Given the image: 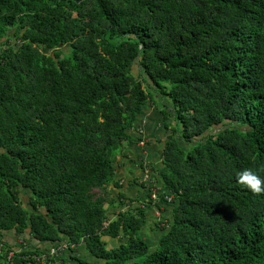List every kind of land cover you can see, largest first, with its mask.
Instances as JSON below:
<instances>
[{
    "label": "trees",
    "instance_id": "obj_1",
    "mask_svg": "<svg viewBox=\"0 0 264 264\" xmlns=\"http://www.w3.org/2000/svg\"><path fill=\"white\" fill-rule=\"evenodd\" d=\"M149 102L158 204L116 180ZM243 169L264 181V0H0V264H89L79 247L91 264H264Z\"/></svg>",
    "mask_w": 264,
    "mask_h": 264
},
{
    "label": "crops",
    "instance_id": "obj_2",
    "mask_svg": "<svg viewBox=\"0 0 264 264\" xmlns=\"http://www.w3.org/2000/svg\"><path fill=\"white\" fill-rule=\"evenodd\" d=\"M153 105V104H152ZM153 109L156 108V111H157V115H160V119L156 120V115H152V117L149 116L147 110H148V105L146 106L145 110L142 112L141 116L139 117L137 123H136V126L134 128V130L132 131L133 134H132V137L133 139H135L136 141L135 142H131L130 144H126L125 145V148L122 152V155L119 157V163H118V166L117 168L119 169L118 172H116V180L119 181V184L124 187V185H129L130 187H136L134 185L131 184V181L133 179H140L141 175H142V172L139 168V163L140 162H143V163H146L149 161V165H152L153 164V161L156 159L157 161V164H153L152 166H155V165H159L160 163V147L158 148V145L155 146L156 149L150 147V151L151 153H148L146 150L147 149H143L142 145H140V141L137 140L139 139V136H138V133H135V129H137L138 131L140 129L144 130V137L147 136L145 134V132H147V129L145 127V125L147 126V124L149 123V121L151 122L152 124V130L154 128L158 129V130H161V127H162V116L158 110L157 107L155 106H151ZM152 114H155V111L152 112ZM149 118L146 120V117ZM148 121V123H147ZM159 127V128H158ZM141 131V130H140ZM156 134L158 135V132H156ZM155 137V135H154ZM164 138V137H162ZM155 141V140H154ZM142 142V141H141ZM164 142V139L161 140V142L159 143V145L161 146V143ZM146 147V146H145ZM144 147V148H145ZM158 151L157 154H155V152ZM149 155L153 156V159H149ZM140 176V177H138ZM114 190V188L110 187V190ZM111 190V191H112ZM122 190V189H121ZM142 192V191H141ZM132 194V192H129ZM127 194L126 195H131V194ZM137 194V193H136ZM135 195V194H134ZM138 197V199L140 200L139 202H141V200L143 201V192L141 194H139V191H138V194L136 195ZM136 196H132L131 197H136ZM153 208L152 207H149V208H146V214L148 213V211L150 213H153ZM162 210V209H161ZM156 212H160V210H154ZM149 213V215H150ZM160 215V213H159ZM148 219L151 220V218L147 215ZM159 219V218H157ZM5 240L7 241L8 244L10 245H20L21 244V239L19 237H16L14 236L13 232H9V233H6V237H5Z\"/></svg>",
    "mask_w": 264,
    "mask_h": 264
},
{
    "label": "rangeland",
    "instance_id": "obj_3",
    "mask_svg": "<svg viewBox=\"0 0 264 264\" xmlns=\"http://www.w3.org/2000/svg\"><path fill=\"white\" fill-rule=\"evenodd\" d=\"M151 106H153L150 102H149V104H148V110H147V112H148V114H149V116L150 117H152V115L154 116V115H156V120H158V119H160V115H157V111H156V108L155 109H153ZM155 111V114H152V112H154ZM149 116H148V118H149ZM146 117V120L148 119L147 118V116H145ZM147 123H148V121H147ZM145 127H146V129H147V132H145V134L147 135V136H145L144 137V130H142V129H140L139 131L137 130V129H135V133H138V136H139V141L142 143V147H143V149H147L146 151L148 152V153H151V149L152 148H154V149H156L155 148V146H157L158 145V148L160 147V145H159V143L161 142V140L163 139L162 137H163V135H164V132L163 131H161V130H158V129H156V128H154L153 130H152V124H151V122L149 121V123L147 124V126L145 125ZM159 128V127H158ZM161 129H162V127H161ZM156 132H158V135L156 134ZM154 135H155V137H154ZM155 140V141H154ZM159 142V143H158ZM146 146V147H145ZM145 147V148H144ZM150 147H152L151 149H150ZM158 153V151H156L155 152V154H157ZM149 159L151 160V159H153V156L151 155H149ZM157 160L155 159L154 161H153V164L156 162ZM149 163V161L148 162H146V163H144V165H146L147 167H148V169L150 170V172H151V169H150V167L153 165H149L148 164ZM155 164H157V162L155 163ZM119 171V169L117 168V172ZM151 174H152V172H151ZM138 177H140V176H138ZM141 178H143V176H141L140 177V179ZM151 179H152V176H151ZM118 181V180H117ZM158 189V188H157ZM112 190V189H111ZM110 190V188H107V189H104V191H102V193H103V195H105L106 197H107V194L109 193V195H110V197H109V195H108V198H106L105 200H106V202H105V207H108V204H109V201H110V199L112 198L111 197V195L113 196V197H115V195L118 193L116 190L114 191V190H112L111 191ZM120 191H122L124 194H128L129 192H132V194L131 193H129V194H131L132 196H136L137 194H138V191H139V194H141L142 192H141V189H140V187L138 186V187H130L129 185H124V187L122 188V190H120ZM96 193H101V191H99V190H96L95 191ZM111 193V194H110ZM137 193V194H136ZM135 194V195H134ZM131 195H126L127 197H129V198H132L133 200H139L138 199V197L136 196V197H131ZM133 206H138V204H137V201H135L134 202V204H133ZM117 207V206H116ZM119 209L117 208L116 210H113V209H111L110 210V213H116L117 211H118ZM163 212H164V210H160V212H156V211H154L153 210V213H150L149 211H148V213H147V215L151 218V221L152 220H157V218H160L161 217V215L163 214ZM149 213H150V215H149ZM159 213H160V215H159ZM161 227V226H160ZM143 233V236L144 237H146V236H148V238L150 239V241L152 242V241H154V239H153V236H156L157 234H153L152 232H149V233H147L145 230L142 232ZM21 244H22V241H21ZM72 254V253H71ZM70 254V255H71ZM73 256H75V257H77L78 259H81V260H83V261H85V262H87V263H89V264H91L94 260L92 259V257L89 255V254H87L85 251H84V249H83V247H79L78 248V250L75 252V253H73L72 254ZM67 259H68V263L69 264H77L76 262H74V261H72L71 259H70V256L69 257H67ZM57 261H56V263L57 264H59L60 263V261H58V259H56Z\"/></svg>",
    "mask_w": 264,
    "mask_h": 264
},
{
    "label": "built area",
    "instance_id": "obj_4",
    "mask_svg": "<svg viewBox=\"0 0 264 264\" xmlns=\"http://www.w3.org/2000/svg\"><path fill=\"white\" fill-rule=\"evenodd\" d=\"M140 145H142V143L140 142ZM145 169L143 172V178H142V182L146 184V187L149 189V194H150V200L152 202V204H158L159 203V191L157 189V187L155 186L153 180L151 179V172L148 169V167L146 165H144ZM164 200L167 203L171 202V196H164ZM68 248L66 247L65 243H60L58 244L55 248H51L49 249V255L51 256H55L58 255L60 256L63 252H65ZM12 253H9L7 256V259H10L12 257ZM42 260L45 258V255L41 256ZM36 261L41 262L40 259L36 258ZM57 264V263H54Z\"/></svg>",
    "mask_w": 264,
    "mask_h": 264
},
{
    "label": "clouds",
    "instance_id": "obj_5",
    "mask_svg": "<svg viewBox=\"0 0 264 264\" xmlns=\"http://www.w3.org/2000/svg\"><path fill=\"white\" fill-rule=\"evenodd\" d=\"M238 182L246 186L253 193L264 192V187H262L264 181L250 169H243L238 174Z\"/></svg>",
    "mask_w": 264,
    "mask_h": 264
}]
</instances>
